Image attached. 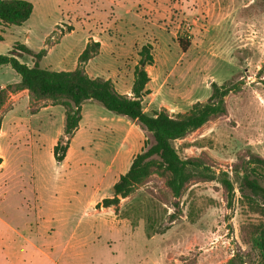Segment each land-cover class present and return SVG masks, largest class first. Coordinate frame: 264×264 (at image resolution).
<instances>
[{"label":"rangeland","instance_id":"rangeland-1","mask_svg":"<svg viewBox=\"0 0 264 264\" xmlns=\"http://www.w3.org/2000/svg\"><path fill=\"white\" fill-rule=\"evenodd\" d=\"M27 1L33 9L24 23L0 24V54L21 43L45 51L40 68L70 71L85 45L97 42L85 73L130 95L139 51L149 44L142 98L149 115L188 113L208 99L212 83L237 85L224 98V115L173 142L180 158L226 172L234 191L227 205L217 180H193L174 199L153 173L116 208L98 207L150 135L87 101L56 162L64 107L18 89L0 108V264H226L238 250L243 264H259L251 240L264 225L262 201L240 198L233 165L250 154L264 158V0ZM178 40L187 41L185 51ZM12 55L32 66L26 54ZM19 81L0 66V89Z\"/></svg>","mask_w":264,"mask_h":264},{"label":"trees","instance_id":"trees-1","mask_svg":"<svg viewBox=\"0 0 264 264\" xmlns=\"http://www.w3.org/2000/svg\"><path fill=\"white\" fill-rule=\"evenodd\" d=\"M32 9V4L27 0H0V24L21 25L30 17ZM178 45L185 51L188 43L186 40H178ZM98 47L97 42L87 43L78 56L77 66L73 70L54 71L40 68L39 62L45 54L43 49L33 52L24 44L15 43L10 54H0V66H9L18 74L20 81L0 89V108L6 95L18 89H26L35 100L48 98L62 105L63 136L57 139L52 147V156L56 162L64 159L69 138L81 119L82 104L87 101H95L107 111L136 122L143 132L150 135L152 142L144 141L142 150L133 156L126 172L119 175L112 185V196L103 198L96 205L98 207L116 208L121 198L126 197L136 184L153 173L165 178V184L174 199L180 197L190 181L217 180L225 193L227 205H230L234 188L228 174L220 172L216 175L200 158H180L173 142L183 139L208 121L224 115L226 112L224 98L230 92L237 91V85L212 83L208 99L204 103H195L188 113L171 115L165 109H161L149 115L143 111L142 98L149 93L146 89L149 77L144 67L152 64L151 46L146 44L139 51L140 58L134 67L130 95L118 93L109 80L90 78L85 73L83 65L94 56ZM13 50L31 57L32 66L21 63L12 55ZM259 169L264 172V158L254 154L247 155V159L239 158L233 165V171L238 177L240 198L252 206L253 202L255 203L252 198H260L262 204L256 205V209L264 215V184ZM174 205L177 206V203L174 202ZM251 244L258 253L259 264H264V225L253 229ZM243 263L244 256L240 250L226 262Z\"/></svg>","mask_w":264,"mask_h":264},{"label":"water","instance_id":"water-1","mask_svg":"<svg viewBox=\"0 0 264 264\" xmlns=\"http://www.w3.org/2000/svg\"><path fill=\"white\" fill-rule=\"evenodd\" d=\"M113 191V190H112Z\"/></svg>","mask_w":264,"mask_h":264}]
</instances>
